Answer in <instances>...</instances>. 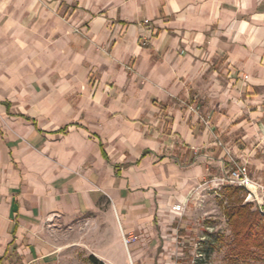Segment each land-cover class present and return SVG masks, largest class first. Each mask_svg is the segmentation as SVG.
<instances>
[{
    "label": "crops",
    "instance_id": "obj_1",
    "mask_svg": "<svg viewBox=\"0 0 264 264\" xmlns=\"http://www.w3.org/2000/svg\"><path fill=\"white\" fill-rule=\"evenodd\" d=\"M232 159L264 183V0H0V264H52L71 226L189 264Z\"/></svg>",
    "mask_w": 264,
    "mask_h": 264
},
{
    "label": "rangeland",
    "instance_id": "obj_2",
    "mask_svg": "<svg viewBox=\"0 0 264 264\" xmlns=\"http://www.w3.org/2000/svg\"><path fill=\"white\" fill-rule=\"evenodd\" d=\"M231 192L234 193L232 198L229 197ZM201 195L203 197L192 207L188 219L195 230L191 233L193 254L202 253L204 264H264V253L255 245H249L248 252L243 254L228 216L233 208L247 204L252 213L258 212L252 204L245 202V191L234 187H209ZM258 218V230L261 231L264 219L261 215ZM90 230V226H71L55 234L53 250L56 255L52 264H94L91 256L101 264H111L103 256L105 234Z\"/></svg>",
    "mask_w": 264,
    "mask_h": 264
},
{
    "label": "built area",
    "instance_id": "obj_3",
    "mask_svg": "<svg viewBox=\"0 0 264 264\" xmlns=\"http://www.w3.org/2000/svg\"><path fill=\"white\" fill-rule=\"evenodd\" d=\"M149 21H146L148 23ZM132 71L131 68H128ZM190 110L196 113V110L190 107ZM213 188L234 187L244 190L246 193L245 202L252 204L256 211L259 212L264 219V183L259 179L252 177L249 171V166L246 163H239L236 160H231V167L222 176L215 177L205 182V186ZM172 212L182 216L184 208L180 205L172 207ZM125 244L129 243L127 238H124ZM204 255L202 253L192 254L189 264H204ZM36 264V263H32Z\"/></svg>",
    "mask_w": 264,
    "mask_h": 264
},
{
    "label": "trees",
    "instance_id": "obj_4",
    "mask_svg": "<svg viewBox=\"0 0 264 264\" xmlns=\"http://www.w3.org/2000/svg\"><path fill=\"white\" fill-rule=\"evenodd\" d=\"M233 192L229 193V197H233ZM229 219L231 221L233 232L238 240V246L243 249V254L248 252L249 245H252L264 253V228L258 230L259 225V213L250 211V205L240 206L233 208L229 211ZM90 260L94 264H101L93 256Z\"/></svg>",
    "mask_w": 264,
    "mask_h": 264
}]
</instances>
